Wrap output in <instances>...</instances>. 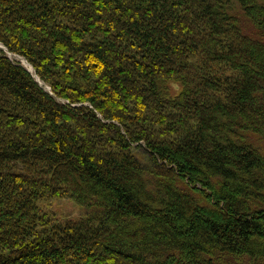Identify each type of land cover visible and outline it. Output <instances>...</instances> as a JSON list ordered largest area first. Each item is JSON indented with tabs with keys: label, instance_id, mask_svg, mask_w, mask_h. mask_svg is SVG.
I'll list each match as a JSON object with an SVG mask.
<instances>
[{
	"label": "trees",
	"instance_id": "obj_1",
	"mask_svg": "<svg viewBox=\"0 0 264 264\" xmlns=\"http://www.w3.org/2000/svg\"><path fill=\"white\" fill-rule=\"evenodd\" d=\"M0 44V264H264V0H0Z\"/></svg>",
	"mask_w": 264,
	"mask_h": 264
},
{
	"label": "rangeland",
	"instance_id": "obj_2",
	"mask_svg": "<svg viewBox=\"0 0 264 264\" xmlns=\"http://www.w3.org/2000/svg\"><path fill=\"white\" fill-rule=\"evenodd\" d=\"M8 56L11 59H15V60L19 61L17 58L13 57L14 56L13 54L12 55L8 54ZM20 63L23 65L22 62H20ZM218 68H220V69H218ZM214 71H217V72L220 71L221 74L222 73L231 74V72L228 71L225 67H216V68H214ZM169 85L171 86L173 95H178L180 93L181 86L179 84H176L175 82L171 81V82H169ZM49 89H50V87H49ZM133 150H134L133 153L136 154L138 159L141 160L143 163H146L145 154H147V153H146L145 149L134 148ZM47 209L50 212L57 214V217L62 218V219H76V218H79L80 216H82V214H83V210L81 209V207L77 206V204H75L73 201H71L69 199L53 201L47 205Z\"/></svg>",
	"mask_w": 264,
	"mask_h": 264
},
{
	"label": "bare ground",
	"instance_id": "obj_3",
	"mask_svg": "<svg viewBox=\"0 0 264 264\" xmlns=\"http://www.w3.org/2000/svg\"><path fill=\"white\" fill-rule=\"evenodd\" d=\"M2 44H0V46H1ZM14 58H17L20 62H22L23 63V65L34 75V77L37 79V75L35 74V71H34V68L29 64V62L25 59V58H22V57H19V56H16V55H14L13 56ZM38 79H39V77H38ZM39 81L42 83V86L44 87V88H46V90L47 91H49L50 89H49V87L47 86V85H45L40 79H39ZM50 92V91H49Z\"/></svg>",
	"mask_w": 264,
	"mask_h": 264
},
{
	"label": "water",
	"instance_id": "obj_4",
	"mask_svg": "<svg viewBox=\"0 0 264 264\" xmlns=\"http://www.w3.org/2000/svg\"><path fill=\"white\" fill-rule=\"evenodd\" d=\"M37 82L40 84V86L42 87V88H44L43 86H42V83L39 81V79H38V77H37ZM45 89V88H44Z\"/></svg>",
	"mask_w": 264,
	"mask_h": 264
}]
</instances>
